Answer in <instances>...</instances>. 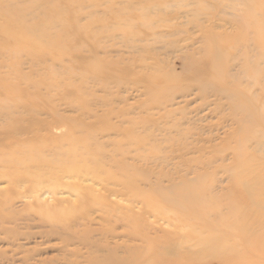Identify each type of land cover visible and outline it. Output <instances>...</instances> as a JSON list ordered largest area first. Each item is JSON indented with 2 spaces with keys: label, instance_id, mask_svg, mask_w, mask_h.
<instances>
[{
  "label": "bare ground",
  "instance_id": "bare-ground-1",
  "mask_svg": "<svg viewBox=\"0 0 264 264\" xmlns=\"http://www.w3.org/2000/svg\"><path fill=\"white\" fill-rule=\"evenodd\" d=\"M20 1L0 0L4 18L16 22L15 28L1 29L8 40L0 43V50L8 52L18 68L26 56L43 77L31 79L33 89L23 97L13 86L4 93L12 102L0 100V184L5 185L0 188V228L4 239L13 244L22 236L29 239L32 233L17 229L38 221V226L49 228L43 235L61 234V250L67 253L64 264H167L176 256L180 258L171 264H182L184 258L189 259L184 264L194 260L199 264L214 260L247 264L242 243L255 234L250 248L264 251V230L259 232L264 223V0H240L247 11L236 23V32L217 35L209 30L203 58L189 62L199 93L226 98L238 124L235 135L240 139L232 146L234 162L225 170L228 180L240 190L226 187L224 197L216 195L214 185L206 188L203 178L196 175L194 162L199 160L185 158L188 147L174 148L173 154L179 153L174 156L160 157L153 150L146 154L147 139L122 128L125 121L87 122L84 115L93 116V112L77 97L70 98L69 104L80 115L66 118L49 99L52 94L40 96L38 87L47 80L50 91L71 83L69 68L73 65H66L71 61L85 64L94 80L104 84L130 69L110 65L94 54L82 55L78 41L85 26L71 8L97 0H28L30 6H22ZM30 9L36 13L31 23L23 21ZM248 47L251 51L244 52ZM227 48L236 49V56L242 59L236 73L227 71L232 56ZM13 72L18 79H27L18 70ZM211 72L216 81L208 78ZM168 75L159 78L164 87L154 92L156 97L168 96L178 87V79ZM164 137L154 148L164 150L165 143L173 142L166 134ZM165 162H171L174 176L148 171L150 163L159 166ZM222 199L228 201L227 208L219 205ZM17 200H24L22 209L15 207ZM242 200L251 202V209L240 205ZM96 218L99 227L93 228ZM151 218L153 223L156 219L169 222L176 232L151 235ZM200 218L204 219L201 229L196 226ZM211 218L225 226L226 235L220 231L224 237H219L216 228L220 226ZM120 223L122 231L118 232ZM202 229L212 233L204 236ZM118 236L126 240L111 243ZM236 236L234 245L229 239ZM134 240L140 244H131ZM72 242L81 248L70 249ZM14 254L5 257L0 252L1 261L14 263Z\"/></svg>",
  "mask_w": 264,
  "mask_h": 264
},
{
  "label": "rangeland",
  "instance_id": "rangeland-1",
  "mask_svg": "<svg viewBox=\"0 0 264 264\" xmlns=\"http://www.w3.org/2000/svg\"><path fill=\"white\" fill-rule=\"evenodd\" d=\"M155 3L160 2L159 0H97L96 3L85 2L71 8L77 13L75 15L80 25L85 26V34L82 40L78 41L82 55L94 54L110 65L129 68L130 71L122 76L117 75L119 78L115 76L104 84L94 80L93 73L85 64L80 65L71 61L70 64H66L73 65L69 68L71 85L50 91L47 80V83L43 82L39 85L38 93L40 96L52 94L49 99L57 105L60 114L66 118H76L80 115L78 108L69 104L70 98L73 100L77 97L81 98L82 106H85L86 110L93 112V116L88 113L84 115L87 122L100 123L102 120H108L117 124L120 123L119 121H125L122 128H130L135 132H132L133 134L147 139L148 144L144 151L146 154H151L153 150L157 152L156 154L159 153L160 157L174 156L179 154L178 151L173 154L174 148L188 147L185 158L199 160L194 162L196 175L203 178L202 182L206 188L214 185L216 195L224 197L226 187L240 190L237 183L228 180L225 170L234 162L232 146H235L236 140L240 139V136L235 135L238 124L231 116L226 98L214 94L205 97L199 93L189 73L191 71L189 62L200 61L203 58L209 30L217 35L236 32V23L244 17L247 11L246 5L240 0H161L160 5L153 7ZM20 5L30 6L31 3L22 0ZM23 16L25 18L23 21L31 23L36 18V13L30 9ZM10 25L13 27L16 22L10 23L0 12V43L8 40L1 29L10 28ZM29 36L34 34L29 33ZM249 49L251 51V47L244 48L243 51L249 53ZM227 51L232 55L228 61L227 71L236 73L240 69L242 59L236 56L238 52L236 49L227 48ZM22 61L23 64L18 68L11 55L0 50L1 102H12V99L5 97L6 88L13 86L18 88L20 96L23 97L33 89L30 87L31 79L43 77L42 71L39 73L41 76L38 74L40 68L32 66L26 56ZM16 70L26 75L27 79H18L13 75V71ZM166 73L171 78L178 79L176 85L178 87L168 96L156 97L154 92L164 87V83L159 78ZM208 78L211 81L217 80V76L213 73ZM67 91L70 92L67 94ZM165 134L172 138L173 142L165 143L164 150L158 146V149L154 148L156 145L153 144L162 142ZM202 161H210L211 164L204 165ZM149 167L148 171L153 174L163 171L168 176L175 175L171 162L159 166L150 163ZM193 176L195 175H191ZM4 186L0 184V188ZM23 201L17 200L15 207L22 209ZM219 201L222 208H227V200ZM235 202L239 203L237 200ZM240 205L250 209L252 207L251 202L247 203L243 200L240 201ZM210 220L214 225L220 226L216 230L219 229V232L217 231L219 237H224L225 226L220 225L213 218ZM151 221H154V218L150 219L153 225L150 234L153 236H162L163 231L176 232L175 227L169 222H164L162 219H156L154 223ZM203 223L204 219L200 218L196 221V226L201 229L200 225ZM38 225L39 222L36 221L32 222L30 227L18 228V232L32 233V236H29V239L22 236L15 240V244L10 242L11 239H4L5 235L0 228V252L4 253L5 257L15 253L16 258L13 263L6 259L1 261L0 256V264H64L67 253L61 250L63 246L61 234L56 233L47 237L42 232L49 231V228ZM92 227H99L97 218ZM117 227L118 232L122 231L121 223ZM263 230L264 223L260 226L259 232ZM202 232L207 236L212 230L202 229ZM255 236L256 234L249 235L242 243L244 261L247 264H264V251L254 252L249 246ZM237 239L238 236L229 240L236 245ZM125 240L123 236H118L110 241L114 244L115 241L123 243ZM130 243L139 245L140 241L134 240ZM69 248L81 247L72 242ZM82 251L85 252V249L82 248ZM179 258L180 256H176L169 260V263ZM188 261L187 258L181 260L182 264ZM191 264H199V262L194 260ZM202 264L227 263H218L214 260Z\"/></svg>",
  "mask_w": 264,
  "mask_h": 264
}]
</instances>
